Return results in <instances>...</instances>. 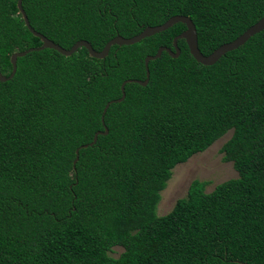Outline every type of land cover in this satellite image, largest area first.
Listing matches in <instances>:
<instances>
[{
  "label": "trees",
  "instance_id": "obj_1",
  "mask_svg": "<svg viewBox=\"0 0 264 264\" xmlns=\"http://www.w3.org/2000/svg\"><path fill=\"white\" fill-rule=\"evenodd\" d=\"M0 0V74L39 47ZM263 0H21L29 26L55 45L94 51L171 16L194 26L208 55L254 24ZM184 30L174 24L103 59L79 48L16 59L0 82V264H264V30L202 66L179 54L143 59ZM95 143L77 152L91 142ZM230 131L222 161L236 177L209 193L192 180L156 214L171 170ZM121 248L116 258L108 253Z\"/></svg>",
  "mask_w": 264,
  "mask_h": 264
},
{
  "label": "water",
  "instance_id": "obj_2",
  "mask_svg": "<svg viewBox=\"0 0 264 264\" xmlns=\"http://www.w3.org/2000/svg\"><path fill=\"white\" fill-rule=\"evenodd\" d=\"M15 6L17 9V13L20 15V18L24 24V27L27 29V31L33 37L39 39L40 46L34 47V48H28V49H25L24 51L12 53L9 57V63H10V67H11L10 73L8 74L7 77L0 74V82L1 83L5 82V81H7L13 77V75L15 73V69H16V65H15L16 59L23 57L24 55H26L29 52L40 51L43 49H50V50L55 51L56 53H58L61 56L69 57L74 52H76L79 48H83V49H85L87 55L90 58L100 60V59H103L107 55L109 48L111 46H118V47L119 46H130V45H133L135 43H138L139 41H141L144 38H148L152 35L163 32L166 29L170 28L174 24L179 23V24H182L184 26V30L181 31L175 37H173L171 40V46H172L173 51H171L169 48H166V47H159L156 50V52L154 53V55L146 56L143 59V66H144V80L143 81L125 80L120 84V86H119L120 97L118 99L109 101L108 103L105 104L104 108L102 109L101 115H100L101 124L103 123V115L105 113V110L109 106V104H111L113 102L118 103V102H121L123 100V98H124L123 87L125 84L134 83V84H137L141 87H144L147 84V81H148L147 64L149 61H152V60L159 58V56L162 52H166L168 54V56H170L171 58H176L178 56L179 50L176 47V42L178 40L184 41L189 55L191 56V58L196 63H198L202 66H210V65L214 64L223 54H225L226 52H229L231 50H234L237 47L243 45L251 36H253L254 34L264 30V0H263L261 17L254 24L249 26L243 33H241L235 39H233L230 42H227V43L220 45L219 47L214 49L211 53H209L206 56H203L201 53H199V51L197 49L195 29H194V26L191 23V21L187 17L178 16V15L169 17L166 21H164L160 25L152 26V27H145L138 34H136L132 37L123 38L120 36H115L112 39H110L109 41H107L100 51H94L90 47L89 43L82 41V40L76 41L73 45H71V47L69 49H63V48L55 45L54 43H52L51 41H49L48 39H46L42 35L33 31V29L29 26L27 18H26L25 14L21 8V0H16ZM106 134H107V129L103 126V131L95 132L94 135L92 136V140L90 143H88L87 145H82V146L78 147L77 149H75V151H74L75 157H74V160L72 162V165H74L75 162L77 161V152L79 149L86 148L87 146L93 145L95 143L96 137L98 135H106Z\"/></svg>",
  "mask_w": 264,
  "mask_h": 264
},
{
  "label": "rangeland",
  "instance_id": "obj_3",
  "mask_svg": "<svg viewBox=\"0 0 264 264\" xmlns=\"http://www.w3.org/2000/svg\"><path fill=\"white\" fill-rule=\"evenodd\" d=\"M229 135L230 131L214 141L203 152L191 156L185 163L178 164L171 170L170 178L160 192V200L156 206L158 216L166 214L176 199L185 196L186 189L192 180L204 182V192L209 193L215 185L236 177L231 164L222 161V154L219 151ZM120 252L121 248L114 247L108 256L116 258Z\"/></svg>",
  "mask_w": 264,
  "mask_h": 264
}]
</instances>
